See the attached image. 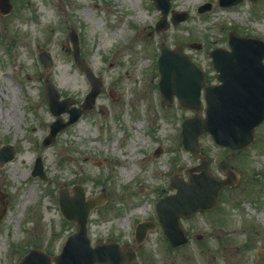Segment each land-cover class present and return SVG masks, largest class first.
<instances>
[{"label":"rangeland","instance_id":"rangeland-1","mask_svg":"<svg viewBox=\"0 0 264 264\" xmlns=\"http://www.w3.org/2000/svg\"><path fill=\"white\" fill-rule=\"evenodd\" d=\"M12 1L11 14L0 15V148L12 144L17 155L0 166V189L9 204L0 223V264H18L36 247L60 253L77 230L60 210L62 184H81L87 197L105 189L106 204L90 214L91 243L131 246L136 264H256L264 250V123L240 152L201 136L212 173L225 178L230 168L238 173L237 184L222 188L213 209L182 220L190 235L187 245L171 247L160 226L137 245L135 230L139 221H158L156 203L173 192L174 172L181 167L187 180L188 170L200 163L182 145V121L194 111L177 100L166 104L159 93L160 42L184 44L209 82L217 83L209 52L228 47L231 29L264 39V0L231 7H221L218 0H172V10L190 16L162 31L156 29L161 13L151 0ZM206 2L214 4L213 10L199 13ZM73 33L103 89L94 108L43 146L55 120L45 83L52 81L78 106L91 89L73 59ZM40 49L54 61L48 70L38 58ZM158 147L163 151L156 157ZM38 156L47 181L31 174Z\"/></svg>","mask_w":264,"mask_h":264},{"label":"water","instance_id":"water-1","mask_svg":"<svg viewBox=\"0 0 264 264\" xmlns=\"http://www.w3.org/2000/svg\"><path fill=\"white\" fill-rule=\"evenodd\" d=\"M242 0H220L221 5L230 6ZM162 12V18L157 27L164 29L170 25L168 14L171 0H154ZM11 0H0V13L7 15L13 10ZM212 8L211 4L203 5L200 11ZM187 13L173 12L174 23L185 20ZM75 43L74 58L77 65L92 81L93 90L87 96L83 108H92L96 97L101 91V81L96 78L87 63L79 54L78 40ZM229 44L231 50L216 48L210 52L214 68L217 70V85H208L203 70L198 67L185 53L184 47L178 44L170 48L165 42L160 45L159 56L160 90L167 103L174 101L177 96L181 105L200 110L202 108V91L205 90L207 103L206 115L196 114L187 118L182 124L184 145L194 156L201 159V164L194 167L200 174H190L188 182L178 177L172 178V186L177 188L176 194L167 195L157 203L160 222L173 246H180L188 242L186 231L181 225L182 216L190 217L199 209L213 208L219 197L220 190L226 185L237 182L236 173L228 170L226 179H216L209 171L208 161L200 155L199 138L202 134L210 133L217 144L233 150H241L255 139V129L264 121V41L258 38L243 37L234 31L230 33ZM39 58L46 69L53 65L48 51L41 49ZM49 107L57 119L52 122L51 130L44 139V145L53 143L62 130L76 122L83 109L71 107L75 100L71 97L61 99L60 93L51 82L46 83ZM69 112L70 118L64 121L62 113ZM16 156L12 145H5L0 149V165H4ZM33 175L47 179L41 157L37 158ZM70 190L61 186L59 190L60 207L67 219L78 223L77 232L67 240L62 252L53 257L55 264H132L136 262V255L131 248L120 249L118 243L99 242L91 245L88 236V217L91 210L103 204L107 196L105 193L86 200L82 186ZM6 195L0 192V221L7 211ZM153 222L140 223L137 227V240L143 241L149 229H154ZM52 258L41 249L31 250L20 264H51Z\"/></svg>","mask_w":264,"mask_h":264},{"label":"bare ground","instance_id":"bare-ground-1","mask_svg":"<svg viewBox=\"0 0 264 264\" xmlns=\"http://www.w3.org/2000/svg\"><path fill=\"white\" fill-rule=\"evenodd\" d=\"M117 145V143H113V146H116ZM136 150V149H135ZM135 157V156H134ZM135 171V169L132 171V172H134Z\"/></svg>","mask_w":264,"mask_h":264}]
</instances>
